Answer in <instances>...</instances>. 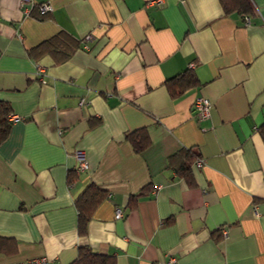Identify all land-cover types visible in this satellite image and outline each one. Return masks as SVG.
<instances>
[{
	"label": "crops",
	"instance_id": "0c3cea01",
	"mask_svg": "<svg viewBox=\"0 0 264 264\" xmlns=\"http://www.w3.org/2000/svg\"><path fill=\"white\" fill-rule=\"evenodd\" d=\"M248 1L244 15L220 0H0V100L18 115L0 143V264H70L80 246L115 264H264V0ZM59 31L78 44L67 59L31 50ZM188 69L196 83L172 95ZM198 96L213 103L200 120ZM140 127L137 153L125 134ZM190 154L203 164L187 180L175 166ZM91 183L106 197L80 234Z\"/></svg>",
	"mask_w": 264,
	"mask_h": 264
},
{
	"label": "trees",
	"instance_id": "16d2710c",
	"mask_svg": "<svg viewBox=\"0 0 264 264\" xmlns=\"http://www.w3.org/2000/svg\"><path fill=\"white\" fill-rule=\"evenodd\" d=\"M220 2L225 12L238 10L240 13L247 15L251 11V4L248 0H220ZM45 13L40 14L39 17L43 18ZM77 46L78 44L69 34L59 31L33 47L31 50H47L54 56L56 61L59 62L67 59ZM178 75H180L178 88H174L171 84L167 85L172 95H177L196 83L194 73L191 72L190 69ZM171 80L174 79L172 78ZM10 112V105L0 100V143L6 139L10 130L12 123L9 119ZM125 139L137 153L141 152L150 144V138L145 127L136 128L127 132L125 134ZM195 160V155L190 154L188 158L175 166L178 175L188 180L191 174V167L194 165ZM105 197V190L94 183L89 184L77 197L75 205L78 210V232L80 234L86 233L88 222L95 207ZM70 264H115V260L110 255L94 252L87 246H80L76 258Z\"/></svg>",
	"mask_w": 264,
	"mask_h": 264
},
{
	"label": "built area",
	"instance_id": "2783aa9c",
	"mask_svg": "<svg viewBox=\"0 0 264 264\" xmlns=\"http://www.w3.org/2000/svg\"><path fill=\"white\" fill-rule=\"evenodd\" d=\"M163 2V0H148V4H161ZM22 3V7L24 10V13H29V8L27 6V4L31 3L32 4V0H21ZM50 5L48 3H40L38 4V10L40 13H45L47 11L50 10ZM246 23H248L249 18L245 17ZM93 38V34L91 32L85 34L82 37V43L84 47H88L87 42L92 40ZM38 70H40V68H38ZM85 103L84 99H81L79 101V105H83ZM213 107V103L211 102L210 99H208L207 97L204 96H198L196 97L193 102H192V109L194 110V113L196 114L197 118L200 119H205L206 117H208L210 115L211 109ZM9 119L11 121L13 120H17L18 119V115L16 114H9ZM74 156L77 160V171H86L88 169V161H87V156L86 153L83 149H76L74 150ZM203 164L201 159H196L194 165L196 167H199ZM124 214L122 212V209L117 207L115 209V218H121L123 217ZM222 233L225 235L226 231L222 230ZM10 264H49L48 259L44 256H36V257H32V258H28L25 260H21V261H15L12 262ZM153 264H179L178 260L175 257H169L166 261H161L158 260L156 262H154Z\"/></svg>",
	"mask_w": 264,
	"mask_h": 264
}]
</instances>
